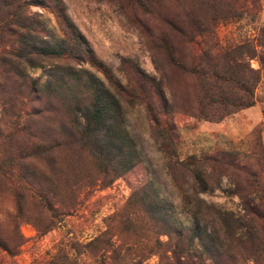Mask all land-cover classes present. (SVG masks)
Wrapping results in <instances>:
<instances>
[{"label":"rangeland","instance_id":"374dc122","mask_svg":"<svg viewBox=\"0 0 264 264\" xmlns=\"http://www.w3.org/2000/svg\"><path fill=\"white\" fill-rule=\"evenodd\" d=\"M61 1L87 46L115 80L138 85L139 72L155 79L154 84L144 85L146 100L119 96L122 122L141 162L124 174L122 156L109 143L112 119H106L87 140L81 138L88 128V111L70 110L55 94L56 86L67 70L81 68L98 85L114 88L90 65L77 66L70 59L40 63L35 53L64 38L50 11L32 6L29 13L38 18L31 30L13 38L16 51L11 43L0 41V264H51L60 249L78 264H101L102 259L110 264L109 254L72 248L86 245L107 230L114 235L113 241L154 242L156 235L150 232L143 212L146 200L140 199L142 195L139 201H132L135 189L147 183L164 205L153 211L157 219L172 216L188 227L198 223L214 237V247L220 252L229 250L233 240L246 238L252 224L248 204L252 206V199L259 203V195L251 193L248 183L252 173L264 179V0L255 18L217 24L188 6L190 2ZM143 5L149 6V12ZM199 19L209 21L222 48L241 49L248 44L255 49L254 57L245 58L260 76L255 105L220 121L199 115L202 91L193 68L196 52L168 27L174 23L189 30ZM165 39L174 45L173 62L164 47ZM6 61L13 64L19 78L8 74ZM159 86L172 109L169 119L161 116L159 127L168 121L175 126L173 140L161 136L149 114L151 108L161 106L154 95ZM36 87L46 92L43 102L33 94ZM145 102L152 104L150 108ZM221 152L233 155L237 165L213 168L205 162ZM189 158L205 162L199 165L205 172L204 191L181 166ZM109 159L124 175L105 177L102 169ZM30 189L47 193L59 212L53 214L40 205ZM240 193L247 199H241ZM133 210L140 215L136 227L129 219ZM159 238L168 240L167 236ZM141 264H160V259L153 256Z\"/></svg>","mask_w":264,"mask_h":264},{"label":"trees","instance_id":"16d2710c","mask_svg":"<svg viewBox=\"0 0 264 264\" xmlns=\"http://www.w3.org/2000/svg\"><path fill=\"white\" fill-rule=\"evenodd\" d=\"M206 14L210 22H228L241 20L243 18H255L262 11L261 0H176ZM32 6L45 8L54 16L64 39L57 40L52 46L43 48L35 53L40 63L55 62L62 60H72L78 66L90 65L100 70L107 78L111 87L106 88L103 84L98 85L86 69L72 68L67 70V75L56 86L55 94L63 98V101L70 110L85 109L88 111V128L81 133L82 139L87 140L90 136L104 124L106 119H112L110 127V146L122 156L124 174L133 171L141 162L135 142L130 137L123 125L122 104L119 96L136 97L146 100L148 93L145 84H154L155 79L139 72L140 83L134 85L127 83L123 85L115 80L110 73L102 67L93 51L87 46L85 37L77 29L71 20L64 3L61 0H0V41L2 43H15L13 38L21 35V31L31 30L34 20L38 15H31L29 9ZM144 11L149 12V6L143 5ZM197 20L193 27L184 30L179 24L168 23L169 29L175 35H181L185 44L196 52L194 72L196 73L202 95L199 100V115L207 120L220 121L221 119L235 114L241 110L255 105V89L259 84V73L252 70L246 63V57H254L255 49L248 44L243 48L233 47L224 49L221 47L217 35L209 29L210 23ZM264 33V29L262 30ZM171 41H173L171 39ZM5 45V46H6ZM173 43L165 39L164 47L172 55ZM242 46V45H241ZM240 47V46H239ZM13 51H16L13 46ZM4 64L8 74L18 77L13 64L6 61ZM19 78V77H18ZM140 85V86H139ZM139 90V91H138ZM33 94L37 100L43 102L46 92L37 87ZM160 101V107H153L149 110L152 121L158 128L161 136L165 139L177 137L175 126L171 123L161 124V116L170 118L172 109L167 94L162 86L154 92ZM143 98V99H142ZM150 108V103H146ZM231 154L217 153L208 158L211 167L236 166L235 159ZM110 158V157H109ZM200 162L195 158H189L181 166L193 177L196 185L201 191L205 188V172L199 168ZM105 177L113 174L117 179L124 174L118 173L113 168L111 159L102 169ZM251 193L259 195V203L252 199L248 204L247 215L252 224L248 227L247 237L233 240L232 247L224 252L217 251L214 247V237L208 231L203 230L198 223L191 226L178 224L171 218L157 219L153 215L155 209L164 207L161 198L153 191L149 183L135 189L132 194V201L145 199L147 207L144 209L147 224L151 227V233L156 235L152 243L142 244L139 240L124 242L113 241L114 235L109 230L101 233L86 245H76L72 247L74 251L77 247L83 248L84 252H101L102 255L109 254L110 264H141L153 256H158L160 264H264V179L257 173H252L248 183ZM32 197L40 205H44L53 214L59 212V207L52 205L50 196L43 193L41 189H30ZM143 198H140L142 197ZM241 199H247L243 194H239ZM140 198V199H139ZM185 202L188 198H185ZM249 199V198H248ZM254 202V203H253ZM187 206L190 204L186 202ZM139 213L133 210L130 213V221L134 227L139 222ZM143 221V220H142ZM122 234V233H120ZM136 233L134 232V235ZM167 236V241L160 240L159 237ZM199 241V246L195 242ZM3 248L12 254L9 247ZM65 261L66 264H78V262L68 255L64 249H60L54 256L51 264H58L57 261ZM101 264H106L102 259Z\"/></svg>","mask_w":264,"mask_h":264}]
</instances>
